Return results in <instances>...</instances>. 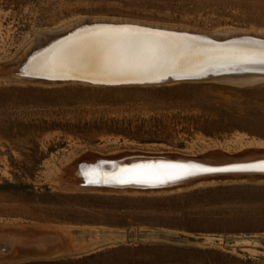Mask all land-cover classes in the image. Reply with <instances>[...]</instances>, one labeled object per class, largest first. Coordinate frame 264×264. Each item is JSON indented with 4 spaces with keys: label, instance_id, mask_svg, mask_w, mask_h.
<instances>
[{
    "label": "rangeland",
    "instance_id": "rangeland-1",
    "mask_svg": "<svg viewBox=\"0 0 264 264\" xmlns=\"http://www.w3.org/2000/svg\"><path fill=\"white\" fill-rule=\"evenodd\" d=\"M89 18L264 41V0H0V264H264V180L168 191L66 184L87 152L264 148V81L12 77L45 32Z\"/></svg>",
    "mask_w": 264,
    "mask_h": 264
},
{
    "label": "water",
    "instance_id": "water-1",
    "mask_svg": "<svg viewBox=\"0 0 264 264\" xmlns=\"http://www.w3.org/2000/svg\"><path fill=\"white\" fill-rule=\"evenodd\" d=\"M111 20L106 18L101 19H85L75 23L60 31L45 32L44 36L33 49L38 51H47L54 48L60 43L68 40L78 30L83 27H89L94 24L103 23L101 21ZM182 28V27H181ZM189 36L198 37V33L187 31H180ZM208 35L200 37L212 43L224 44L229 42L232 38H239L245 36L241 31L230 34L218 35L213 32H208ZM200 34V33H199ZM203 34V33H202ZM214 36H230V38L217 39ZM258 38V37H257ZM264 40V36L260 37ZM261 58L249 61L226 62L216 65H207V67L200 71H181L179 68L161 70L155 74L148 76L128 75L116 79H103L95 76H86L80 74H68L56 77H49L54 82L65 81H84L93 84L104 85H127V84H162L174 83L182 81L195 80H229L237 82L241 85L255 84L264 81V68L255 67L254 64H260ZM23 61V60H22ZM17 65L12 69L14 79L26 81H39L32 79H25L22 74L24 63ZM29 64V63H28ZM244 65V66H243ZM249 65V66H246ZM35 77L55 76L45 74L38 70H32ZM99 157V158H97ZM88 160L85 164L87 173L81 168L77 170L76 166ZM141 164L145 171L149 168L157 166L159 173L149 175L135 176L134 178L117 179L114 175H108L107 178L99 174L106 175L104 169L109 172L116 170L127 171L135 165ZM78 165V166H79ZM68 169L69 177L66 179V184L78 188L99 189V190H114V191H168L181 187H188L203 181H214L222 179H249V180H264V148L250 147L237 152H229L222 149H215L204 152L202 154H184L175 152H148V151H122L114 154L104 153H84L80 158L75 160ZM133 166V167H132ZM127 167V169L125 168ZM79 171L80 176L77 174ZM143 172L142 170L138 171ZM131 175H134L133 173ZM157 177V178H156ZM123 181V182H122Z\"/></svg>",
    "mask_w": 264,
    "mask_h": 264
},
{
    "label": "bare ground",
    "instance_id": "bare-ground-1",
    "mask_svg": "<svg viewBox=\"0 0 264 264\" xmlns=\"http://www.w3.org/2000/svg\"><path fill=\"white\" fill-rule=\"evenodd\" d=\"M137 23L107 20L103 23L83 27V29L78 30L74 36L60 43L56 47L44 52L39 51V53L31 54L28 60H25L24 62L27 63L22 68V71H25L22 76H30L31 78H34V80H41L43 82H54L56 80H51L49 77L68 74L95 76L103 79H116L128 75L148 76L142 74L110 76L105 74V72L98 68L91 60L84 59L88 53L90 45L93 43L91 38L97 34L105 38H114L115 42H119L130 34H140L146 41H160L168 44L170 47L167 50V63L165 67L167 69L179 68L178 70L181 71H200L205 69L207 65L211 64L216 65L236 61L245 62L261 58L262 53H264V41L263 39L261 40L260 37H258V39L263 42L247 38L231 39L227 43L219 44L202 40L201 38L204 37V35H208L205 33H200V35L198 33V37L189 36L180 32H191L188 30L161 25L151 26V24L145 23L141 25ZM214 37L217 38V36ZM223 38H230V36H223ZM253 66L264 68V64H254ZM32 70H38L45 74L55 76L47 75L44 77V75L40 78L35 77L32 75L35 74L32 73L34 72ZM125 168L127 169V167ZM142 169L143 172L139 173L138 171ZM104 171L108 174L99 175L105 178H107L108 175H114L117 179L134 178L135 176H142L143 174L153 177L152 174L159 173L157 166L151 167L148 171H145V168H143L141 164H137L127 171L122 170V168L121 171L119 168L111 172L105 168ZM132 173L134 175H131Z\"/></svg>",
    "mask_w": 264,
    "mask_h": 264
},
{
    "label": "snow or ice",
    "instance_id": "snow-or-ice-1",
    "mask_svg": "<svg viewBox=\"0 0 264 264\" xmlns=\"http://www.w3.org/2000/svg\"><path fill=\"white\" fill-rule=\"evenodd\" d=\"M91 39L93 43L84 59L91 60L107 75H150L161 70H168L165 67L167 50L170 47L168 44L160 41H146L140 34H130L119 42L99 34ZM257 62L264 64V53Z\"/></svg>",
    "mask_w": 264,
    "mask_h": 264
},
{
    "label": "trees",
    "instance_id": "trees-1",
    "mask_svg": "<svg viewBox=\"0 0 264 264\" xmlns=\"http://www.w3.org/2000/svg\"><path fill=\"white\" fill-rule=\"evenodd\" d=\"M203 129V131L205 132V133H210V134H213L214 132H211L210 130H208V128H202ZM224 188H227V186H214V187H207V188H205V189H203V190H215V189H224ZM200 190V189H199ZM199 190H194L193 192H192V194L193 193H195V192H198ZM191 192H189L190 194H191ZM189 193H186V194H189ZM117 208H120V207H117Z\"/></svg>",
    "mask_w": 264,
    "mask_h": 264
}]
</instances>
